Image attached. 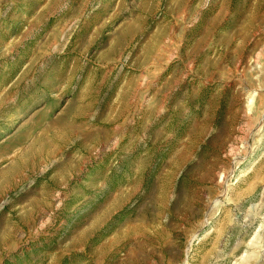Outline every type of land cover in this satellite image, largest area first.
I'll use <instances>...</instances> for the list:
<instances>
[{"label":"rangeland","instance_id":"rangeland-1","mask_svg":"<svg viewBox=\"0 0 264 264\" xmlns=\"http://www.w3.org/2000/svg\"><path fill=\"white\" fill-rule=\"evenodd\" d=\"M0 264H264V0H0Z\"/></svg>","mask_w":264,"mask_h":264}]
</instances>
